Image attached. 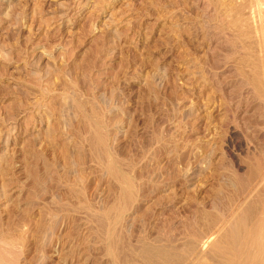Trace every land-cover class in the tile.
Here are the masks:
<instances>
[{
  "label": "rangeland",
  "instance_id": "rangeland-1",
  "mask_svg": "<svg viewBox=\"0 0 264 264\" xmlns=\"http://www.w3.org/2000/svg\"><path fill=\"white\" fill-rule=\"evenodd\" d=\"M253 1L0 0V264L178 261L186 237L219 239L264 156Z\"/></svg>",
  "mask_w": 264,
  "mask_h": 264
},
{
  "label": "bare ground",
  "instance_id": "bare-ground-1",
  "mask_svg": "<svg viewBox=\"0 0 264 264\" xmlns=\"http://www.w3.org/2000/svg\"><path fill=\"white\" fill-rule=\"evenodd\" d=\"M255 2L257 1V0H254ZM254 1L252 2L253 4H254ZM260 1V2H259ZM252 4V5H253ZM257 8H255V10L257 11V13L259 14V17H260V15L264 18V16H263V14H264V11L261 9V7H259V5H264V0H258L257 2H256V4H254ZM253 5V6H254ZM264 9V8H263ZM256 13V12H255ZM258 14H257V16H258ZM253 15V14H252ZM262 18V19H263ZM260 22V21H259ZM264 68V67H263ZM262 72V71H261ZM260 74V73H259ZM260 76V75H259ZM262 77V78H261ZM258 78V77H257ZM260 78H261V81H262V83L264 84V71H263V74H261V76H260ZM254 79H256V78H254ZM259 79V78H258ZM257 80V79H256ZM256 80H255V82H256ZM259 81L257 80V83H258ZM260 84H261V82H260ZM250 85V84H249ZM262 85V84H261ZM260 85V86H261ZM264 87V86H263ZM262 87V88H263ZM259 92V91H258ZM264 94V93H263ZM94 122V121H93ZM93 128V127H92ZM92 138V137H91ZM262 139V138H261ZM95 140V139H94ZM98 147V146H97ZM264 147V146H263ZM94 148V147H93ZM100 148V147H99ZM259 148V147H258ZM260 150V149H259ZM264 150V149H263ZM96 152V151H95ZM98 152V151H97ZM110 152V151H109ZM264 153V152H263ZM94 154V153H93ZM257 155V154H256ZM264 155V154H263ZM98 156V155H97ZM103 156V155H102ZM95 157V156H94ZM257 157V156H256ZM252 158V157H251ZM259 158V157H258ZM256 159L253 163L254 164H251V165H253V167L252 168H250L251 169V173H250V177L248 176V178H249V184H247L248 185V190L243 194L244 195V199L243 200H245L244 201V203H242L241 204V207L238 209V211H236V212H234L232 215H231V218H229L228 219V221H223V220H226V218L225 219H220V221H222V222H220L219 224V226H216V227H218V228H216L215 227V225H214V229H217V230H215V231H213L212 233H211V235L212 234H216V235H220L221 234V236L219 237V239H217V241H216V238H214L215 239V241L213 242H210V238H211V236H208V234H206V233H203V234H205L204 236H203V234L201 235L200 234V236H199V234H198V236L197 237H201V236H203V237H205V238H203L204 240H202V237L200 238V241L198 242V241H196L195 239V233L194 234H190V239L192 238V235H194L193 236V241H192V239L191 240H189V241H192L191 243H189V242H187L186 241V236L185 235H183V233L182 232H184L185 230V228L183 229V231L181 232V234L184 236V237H186L185 239L184 238H182V239H184L185 241H186V243H185V241L183 240V244H181L182 245V248H183V246L184 245H186V244H188V248L187 247H185L186 249V252H187V249L190 251V252H188V254H187V259L185 260V257H182V258H184V259H180L179 257H180V255H179V253L177 254L176 253V248H174V249H172V250H165V247H164V245L163 244H165L164 242H165V240H164V242H163V244L162 243H160V244H162L163 245V247H161V245L158 247V245L157 244H159V242H157V243H154V244H156L155 246L156 247H158L159 249H157V248H154V247H152V245L151 246H149V247H152V248H154V249H152V250H150L149 249V247H148V249L150 250V251H153V250H155L153 253H151V256H150V252L148 253V249L146 250V254H141L142 252H139L142 256L143 255H147V253H148V255L150 256V258H149V260L151 261V264H168L169 262H171L172 261V263L171 264H264V160H263V158H264V156H263V158H262V160H260V159ZM253 159H255V158H253ZM117 160V159H116ZM249 161V160H248ZM100 163V162H99ZM248 163V162H247ZM109 164V163H108ZM108 164H106L105 165V167L108 165ZM112 164L114 165V163H111V165L109 164L106 168V170L108 171V173L110 174V176L112 175L113 176V178H117V171H116V169H114V166H112ZM122 176V175H121ZM119 178H118V180L121 178V180H119V181H122L125 185V187L122 189V195L120 196V197H122V196H124V197H122V198H125V197H127V198H129L130 197V194H131V190H130V188H131V184H130V186L128 185L129 184V182H127V180L129 179V178H127V180L125 179V178H123L122 179V177H120V175L118 176ZM125 177H127V176H125ZM247 178V177H246ZM248 178H247V180H248ZM237 179H238V177H237ZM243 179V178H242ZM117 180V179H116ZM239 181H240V179H238ZM246 180V179H245ZM129 181V180H128ZM244 181V180H243ZM122 182H121V184H122ZM241 182V181H240ZM131 183V182H130ZM246 183H248V182H246ZM233 184V183H232ZM237 184V183H236ZM245 184V183H244ZM234 185V184H233ZM235 186V185H234ZM243 186H245V185H243ZM133 188V187H132ZM131 188V189H132ZM242 188V187H241ZM247 188V187H246ZM244 192V191H243ZM133 194V193H132ZM119 196V195H118ZM133 196V195H132ZM240 198H241V196H240ZM130 199V198H129ZM132 199V198H131ZM119 200H121V199H119ZM122 200H125V199H122ZM250 200H251V202H250ZM116 201H118V200H116ZM130 201V200H129ZM121 202H123V201H121ZM250 202V203H249ZM122 204V203H121ZM120 203H116V206L117 205H121ZM236 204H238V203H236ZM114 207H115V204L113 205ZM123 206V205H122ZM238 206V205H237ZM235 207V206H234ZM113 207H111V209H112ZM119 209L121 208V206L120 207H118ZM110 208H108V210L107 211H110L109 210ZM119 209H116V213H118L119 214V216H121L122 215V213H124V211H122V213H121V215H120V213L119 212H117V210L119 211ZM115 210V209H114ZM114 210L113 211H111L112 213H115L114 212ZM122 210H123V208H122ZM110 212V213H111ZM109 213V212H108ZM107 213V214H108ZM110 213H109V215H110ZM115 213V216L117 215L118 216V214H116ZM195 213V212H194ZM118 216V218L117 217H115V223H117L116 225L118 226V222L117 221H119V219L121 218V217H119ZM181 216V215H180ZM192 216V215H191ZM227 216H228V214H227ZM226 217V216H225ZM230 217V216H229ZM125 218H127V217H125ZM124 218V219H125ZM107 219H109V218H107ZM118 219V220H117ZM219 219V218H218ZM217 219V220H218ZM216 220V219H215ZM216 220V221H217ZM121 221V220H120ZM129 221V220H128ZM162 221V220H161ZM216 221H215V223H216ZM124 222V221H123ZM189 222V221H188ZM213 222V221H212ZM218 222H219V220H218ZM114 223V222H113ZM114 223V224H115ZM121 223V222H120ZM166 223V222H165ZM169 223H170V221H169ZM169 223L167 222V225L166 226H164V227H166L167 228V226L169 225ZM190 223H191V221H190ZM162 224V223H161ZM213 224H214V222H213ZM128 225V224H127ZM164 225V224H163ZM163 225L161 226L160 225V229L161 228H163ZM188 225V224H187ZM186 225V226H187ZM190 225V224H189ZM188 225V226H189ZM191 225L193 226V225H195V224H192L191 223ZM218 225V224H217ZM113 226V225H112ZM116 226V227H117ZM183 226H185V225H183ZM209 226V225H208ZM227 226V228H226V230H225V227ZM111 227V226H110ZM114 227V226H113ZM126 227V226H125ZM179 227H180V225H179ZM191 227V226H190ZM189 227V228H190ZM195 227V226H194ZM213 227V226H212ZM211 226H210V228H212ZM118 228V227H117ZM121 228V226L118 228V229H120ZM124 228V227H123ZM168 228H169V226H168ZM188 227L186 228V229H189ZM192 228L193 227H191L190 229L192 230ZM122 229V228H121ZM125 229V228H124ZM159 229V230H160ZM171 229V228H170ZM180 229H182V228H180ZM194 229H196V228H194ZM123 230V229H122ZM164 230V229H163ZM175 230V229H174ZM201 230L203 231V229H199V230H197L196 229V231H198L197 233H199V232H201ZM113 231V229H111L110 228V230H108V234H109V236H111L112 234H111V232ZM166 231H167V229H166ZM176 231V230H175ZM178 231V230H177ZM187 231V230H186ZM194 231V230H193ZM196 231H194V232H196ZM205 231H210V230H208V229H206ZM157 232V231H156ZM160 232V231H159ZM158 232V233H159ZM161 232H162V229H161ZM169 232H171V234H172V229L169 231ZM179 232V233H180ZM189 232V231H188ZM222 232H224V233H222ZM120 233V232H119ZM163 233H164V231H163ZM190 233V232H189ZM191 233H192V231H191ZM111 234V235H110ZM159 234H161V233H159ZM159 234H157V235H159ZM168 234V233H167ZM166 233H165V235H163V234H161V235H163V236H160V238H165L166 237V235H167ZM170 234V235H171ZM174 235H176V232L175 233H173ZM172 234V235H173ZM181 234H179L180 236H181ZM186 234H188L187 232H186ZM174 235L172 236V238L174 237ZM197 235V234H196ZM206 235H207V237H206ZM210 235V234H209ZM113 236V235H112ZM165 236V237H164ZM188 236V235H187ZM158 237V236H157ZM156 237V238H157ZM170 237V236H169ZM178 237V236H177ZM159 238V237H158ZM160 238H159V240H160ZM171 238V237H170ZM189 238V237H188ZM167 239V238H166ZM169 239V238H168ZM167 239V240H168ZM176 239V238H175ZM178 239V238H177ZM221 239V240H220ZM156 240V239H155ZM158 240V239H157ZM171 240V239H170ZM170 240L169 241H166L167 242V245H168V243H170ZM174 240V239H173ZM173 240H172V242H173ZM179 240L181 241V238H179ZM219 240V241H218ZM143 241H145V240H142V242ZM146 241H147V239H146ZM146 241H145V243H146ZM149 241V240H148ZM150 241H152V240H150ZM140 242V241H139ZM153 242H154V240H153ZM152 242V243H153ZM161 242V241H160ZM179 242V241H178ZM7 243V242H6ZM118 243V242H117ZM148 243H150V242H148ZM175 243H176V241H175ZM180 243V242H179ZM105 244H108V243H105ZM110 244V243H109ZM151 244V243H150ZM172 244V243H171ZM206 244H208V245H206ZM146 245H148V244H146ZM174 244H172V246H173ZM177 245V244H176ZM144 246H145V244H144ZM175 246V245H174ZM178 246V245H177ZM207 246V247H206ZM140 247H142L143 248V246H140ZM170 247V246H169ZM179 247V246H178ZM207 248V250H208V252H207V250H206V248ZM208 247H209V249H208ZM138 248V247H137ZM171 248V247H170ZM169 248V249H170ZM173 248V247H172ZM181 248V247H180ZM179 248V249H180ZM205 248V252L204 253H202L203 252V249ZM114 249V248H113ZM146 249V247L144 248V250ZM166 249H168V248H166ZM179 249L177 250V251H179ZM2 250V249H1ZM140 250H142V249H140ZM183 250V249H182ZM182 250H181V252H182ZM100 251V250H99ZM143 251V250H142ZM163 251V252H162ZM165 251V252H164ZM174 252L175 251V254H177V255H179V260H181V262L179 263V260L177 261H173V258H175V257H173L174 255V253H171V252ZM112 252V251H111ZM111 252H109L108 251V253H109V255H110V253ZM133 252V251H132ZM186 252H182V253H180V254H182L181 256H184V254L186 255ZM1 253V252H0ZM135 253V252H134ZM132 254L131 253V255H135V254ZM140 254H137L136 256L137 257H140ZM111 255H113L112 253H111ZM116 255V254H115ZM147 255V256H148ZM173 255V256H172ZM101 256V255H100ZM176 256V255H175ZM110 258H112V257H110ZM114 258V257H113ZM116 258V257H115ZM136 258V257H135ZM134 258V259H135ZM147 258V261H148V264L150 263L149 262V260H148V257H146ZM146 258H144V259H146ZM140 259H142V258H140ZM6 260V259H5ZM114 260V262H112V263H115V259H113ZM4 261V260H3ZM117 261V260H116ZM146 260H145V262H147ZM119 262V261H118ZM178 262V263H177ZM140 263V262H139ZM143 263V262H142Z\"/></svg>",
  "mask_w": 264,
  "mask_h": 264
}]
</instances>
